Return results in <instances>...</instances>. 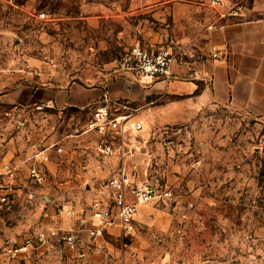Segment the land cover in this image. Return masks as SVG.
I'll use <instances>...</instances> for the list:
<instances>
[{"label": "rangeland", "instance_id": "374dc122", "mask_svg": "<svg viewBox=\"0 0 264 264\" xmlns=\"http://www.w3.org/2000/svg\"><path fill=\"white\" fill-rule=\"evenodd\" d=\"M156 2L0 0V95L74 82H103L110 94L122 52L169 44L171 3L158 15ZM120 80L137 95L117 100L144 125L127 134L124 155L95 150L98 134L87 129L86 110L0 101V154L6 146L23 163L20 191L6 200L0 193V264H264V120L214 102L176 105L165 118L145 119L141 91L127 76ZM47 148L52 161L40 166ZM33 165L45 173L42 180L30 174ZM123 168L172 192L140 204L132 231L114 228L92 244L82 223L78 248L53 237L33 252H5L41 229L74 231L75 218H88L90 204L106 198L109 178Z\"/></svg>", "mask_w": 264, "mask_h": 264}, {"label": "crops", "instance_id": "0c3cea01", "mask_svg": "<svg viewBox=\"0 0 264 264\" xmlns=\"http://www.w3.org/2000/svg\"><path fill=\"white\" fill-rule=\"evenodd\" d=\"M167 1L171 3L167 9L171 11L174 23V33L167 47L175 52L176 57L171 78L144 79L134 83L147 107L144 118L150 114L165 118L166 109L176 105L214 102L229 104L264 120V0H224L221 8L217 7L218 12H214L210 0H157L155 10L158 15L166 13L164 5ZM116 73L110 99L114 101L130 93L135 99L137 92L129 93L123 87L126 82L120 80V74L127 75L118 68ZM105 90L103 82L95 85L74 82L66 88L52 84L24 85L3 93L0 101L25 108H74L92 115L94 108L103 101ZM168 102L169 106L166 105ZM43 153L48 154L50 160L40 158V166L52 161L50 148ZM22 164V160L4 146L0 154L1 198L7 199L10 194L20 191ZM75 219L76 227L71 232L77 234L82 223L88 232L90 213L88 218ZM114 228L117 227L105 231Z\"/></svg>", "mask_w": 264, "mask_h": 264}, {"label": "built area", "instance_id": "2783aa9c", "mask_svg": "<svg viewBox=\"0 0 264 264\" xmlns=\"http://www.w3.org/2000/svg\"><path fill=\"white\" fill-rule=\"evenodd\" d=\"M224 0H210V5L217 8L223 5ZM41 17L46 13L41 12ZM217 53H214L216 56ZM176 54L170 47L150 50L136 44L121 53L118 60V70L130 77V82L135 83L144 79L171 78L172 64ZM133 114L128 110V105L120 100L113 101L109 91L104 94L103 101L94 108L87 123L88 130L99 134L95 143V150L101 155H124L129 151L125 137L133 130L143 128V122L131 121ZM43 161L49 160L48 154L41 156ZM30 174L42 180L44 172L36 165L30 169ZM136 169L127 171L125 168L113 174L107 183L110 192L106 198H96L90 204L89 237L92 244L97 242L108 228L117 227L130 232L136 226L138 207L157 197L171 195L170 188L160 189L152 183L135 180ZM5 200V197L1 198ZM72 215L75 211L71 212ZM59 237L70 248H78V235L74 232L60 230L59 228L41 229L34 234H28L10 242L5 247L8 255L17 256L30 250L46 245L51 238Z\"/></svg>", "mask_w": 264, "mask_h": 264}]
</instances>
